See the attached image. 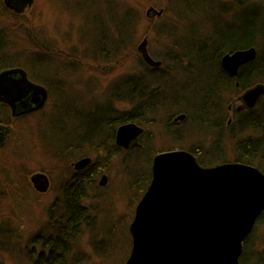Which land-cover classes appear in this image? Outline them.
<instances>
[{"label": "rangeland", "instance_id": "374dc122", "mask_svg": "<svg viewBox=\"0 0 264 264\" xmlns=\"http://www.w3.org/2000/svg\"><path fill=\"white\" fill-rule=\"evenodd\" d=\"M223 1L226 5L231 3V0ZM175 5V0H35L28 11V23L35 25L41 38L49 28L54 34L53 39L60 41L56 50L62 61L66 62L60 64L62 69L59 68V71L68 77L67 92L61 96L65 98L62 112H55L52 104L46 109V121L49 115L51 120L47 139L23 135L22 142L19 141L13 150L6 149L0 157V264H42L36 262L40 246L39 241H34V236L41 232L57 235L55 219L60 218L65 208L52 204V200L60 193L57 190L65 174L67 176L71 163V157L65 155L63 147L56 145L62 144L64 136L75 139L78 132L83 138H80L82 147H86L91 156H95V159L101 157L102 162L107 160V182L104 186L87 190L83 199V219L78 226L81 233L77 235L72 232L65 239L68 246L63 264L126 262L132 248L130 224L140 198L141 177L149 167L151 170L152 157L163 150L177 148L174 144L179 142L166 133L164 121L159 120L147 127L154 137H144L141 151L115 154L100 149L95 153L94 147L101 137L95 134V139L88 140L81 128L86 132L90 128L92 130L98 123L97 117L103 119L108 116V110L111 117L133 109L130 102L116 96L114 87L121 85L130 75L148 74L149 69L144 67L146 62L138 49L144 38H148L151 56L158 60L180 53L179 44H192L183 38L192 30H186L181 35L178 32V41L168 32V28L180 30L184 26V19L175 10ZM150 7L164 9L163 15L149 17L147 11ZM127 12L135 14V24H131V27L127 24L130 22ZM230 15H227L228 18ZM2 18L3 22H7L13 17L2 14ZM199 27L206 29L207 24ZM208 34L209 28L203 30V35ZM44 54L41 51L40 55ZM185 66L186 62L171 65L166 62L162 73L167 79L156 81L153 76H148L149 81L155 80L165 87L176 85L184 79ZM247 89L233 91L227 96L229 102L222 115L225 119L222 145L228 161L235 160V143L238 139L259 134L251 129L239 133L238 137L232 131L228 133L229 127L240 118L239 115L248 111L245 107L239 109L243 104L240 97ZM108 126H111L110 122L102 126L101 132L109 130ZM186 127L189 129L191 126ZM192 133L181 140L182 146L205 150L203 152L213 149L216 131L205 133L195 129ZM39 170L49 172L54 183V188L45 195L36 194L27 178V175L30 177ZM101 180L100 175L98 181ZM60 219L65 222L64 218ZM254 231L258 236H263L264 222L258 223ZM114 245L116 248L111 250Z\"/></svg>", "mask_w": 264, "mask_h": 264}, {"label": "trees", "instance_id": "16d2710c", "mask_svg": "<svg viewBox=\"0 0 264 264\" xmlns=\"http://www.w3.org/2000/svg\"><path fill=\"white\" fill-rule=\"evenodd\" d=\"M175 3V10L179 11L180 17L184 19V26L180 30L168 28V32L174 40L178 41V32L181 35L186 30H192L189 35L183 37L190 40L192 44H179L180 53L159 58L162 61L159 68L151 69L142 61L144 67L149 69L147 75L143 73L130 75L125 78V82L123 80L121 85L114 87L116 96L124 102H130L133 109L111 117L108 110V116H104L103 119L101 116L97 117L98 123L92 130L90 128V131L86 132L85 129L81 128L88 140L95 139L96 135L101 137L98 145L96 144L94 147L95 153L100 149L106 152L113 151L115 154L123 151L117 147L114 141L117 126L120 124L134 121L150 127L155 125L157 121L163 120L166 133L170 134L176 142H179L174 146L187 148L196 155L199 163L203 166L230 162L222 145L225 125V119L222 115L229 102L228 94L233 91L245 90L257 83H264V0H231L229 5H226L223 0H175ZM229 13L231 15L228 18ZM126 14L130 18V22L127 23L128 27H131V24H135V14L133 12ZM201 24H207L208 35H203V30L205 31L207 28L201 29L199 27ZM188 45L192 46L187 49L186 46ZM249 47H256L257 58L241 68L238 78L231 77L221 66L222 56L225 53ZM166 62L170 65L186 62L185 67L187 68L184 69V79H181L176 85L165 87L163 83L157 84L156 82L167 79L162 73ZM148 76H153L156 81H149ZM180 114H185L186 118L182 122L174 123V119ZM239 116L240 118L229 127L228 133L232 131V134L238 137L239 133L251 129L259 134L240 138L236 141L234 161L254 165L264 172V99L256 108ZM106 122H110L111 126H108L109 130L106 132L104 130L102 133L101 128ZM186 125L191 126L189 129L193 131L195 129L205 133H211L212 130L216 131L213 149L203 152L205 150H195L182 146L181 140L188 134L189 137L193 134V131L191 132ZM62 130H64L63 126ZM77 134L80 137V133ZM78 136L75 139L64 136L62 144L56 146H62L63 150L67 152L66 155L71 157V152L76 150L77 139L80 143V149L75 158L90 155L91 153L86 150V147H82ZM107 144L109 145L108 148ZM135 151H141V148L135 149ZM153 159L154 157L151 158V165ZM95 161L96 163L92 167L98 180L97 177L106 170L107 160L102 162L101 157H99ZM95 166L97 167L94 168ZM139 168L142 169V167ZM146 172L141 177L139 201L151 183L152 166L151 170L149 167ZM96 183L97 181L91 184ZM260 222H264V213L258 219L257 224ZM61 232L64 235L65 230L58 231V234L61 235ZM254 232L244 243L241 264H264V235L258 236ZM51 245L53 249L67 248L68 246L63 239H60V244L56 245L53 242ZM115 248L116 245L110 249ZM58 260L62 264L64 262L63 256L56 257L51 263L59 264Z\"/></svg>", "mask_w": 264, "mask_h": 264}, {"label": "water", "instance_id": "95a60500", "mask_svg": "<svg viewBox=\"0 0 264 264\" xmlns=\"http://www.w3.org/2000/svg\"><path fill=\"white\" fill-rule=\"evenodd\" d=\"M163 13L164 9L155 7L147 11L149 17ZM138 49L147 64L162 65L151 56L147 37ZM257 55L256 47L228 52L222 56L221 66L238 78L241 68ZM15 71L0 74V86L5 84L9 93L4 100L13 106L9 99L14 98L13 84L6 83ZM27 83V88L40 91L35 109L42 108L47 99L45 88ZM240 98L239 109L253 110L264 98V83L251 86ZM185 117L180 114L176 120ZM143 132L135 122L124 123L117 129L116 144L124 149L140 146ZM90 163L91 158H84L75 167L83 169ZM33 181L41 190L49 186L44 174H35ZM106 182L107 176H103L100 184ZM263 213L264 172L258 167L238 161L203 166L185 149L159 152L153 159L151 183L130 224L132 248L125 264H241L244 243Z\"/></svg>", "mask_w": 264, "mask_h": 264}, {"label": "flooded vegetation", "instance_id": "af4514ba", "mask_svg": "<svg viewBox=\"0 0 264 264\" xmlns=\"http://www.w3.org/2000/svg\"><path fill=\"white\" fill-rule=\"evenodd\" d=\"M34 3L35 0H0V74L17 70L9 75L11 80L6 83L8 85L10 83L13 84L14 92H12L14 98L9 99L14 101V106L10 102L4 100L6 95L9 94L7 93V88L3 87L5 84H1L0 86V157H2V152L6 149L13 150L19 141L22 142L23 140H21V138L23 135L24 137L36 135L43 140L47 139L51 125L50 115L48 121H46L47 107L52 104V107H55V112L59 110L62 112V106L65 105V98L63 99L61 96L67 92L68 77L63 74L61 70L59 71V68L62 69L60 64L66 63L62 61V57L58 56L56 50V47L60 46V41L53 39L54 34L49 28L44 31V38H41L40 34L35 29V25L28 23L30 20L28 18V11L32 9ZM2 14H7L13 18L9 19L7 22H3ZM55 36L59 37L58 35ZM59 40L62 39L60 38ZM36 47L37 49H35ZM41 47H44V49L41 50ZM41 51L45 52L44 56L40 55ZM149 67L151 69L159 68ZM69 77H71V75ZM27 81L45 88L47 99L42 108L35 109L38 105L36 101H40L41 94L39 90L27 88V84H29ZM182 121L183 120L177 121L176 118L174 119V123ZM140 126L144 129L143 134L138 140L141 144L140 146L124 149L115 143L117 147L124 152L143 148L144 137L146 138L147 136L152 139L154 135L146 126ZM39 130H42V132L36 133V131ZM77 138L80 139L79 136ZM115 139L116 136L114 141ZM76 143V150L75 152H71V158L77 157L79 152L80 143L77 139ZM175 149L183 148L177 147ZM63 151L66 155V150ZM71 158L69 159L71 161L69 164L70 168H68L66 172L67 176L70 177H67L65 174L63 178L64 181L60 185V189L57 190H60V195H56L52 200V204L65 208L63 214L60 215V218H64L65 222H61L63 220L60 218L55 219L54 225L57 227L56 236L46 235L43 232L37 233L34 236V241H39L37 243L40 246V251L37 252V263L52 264V260H55L56 257L66 256V248L59 247L53 249L51 243L55 242L56 245H58L60 244V239L67 242L65 239H67V236L72 232H76L77 235L81 233L78 226L83 219V210L85 208L83 199L85 194L87 190H90L92 187L102 186L100 181L96 179L92 167L96 163L95 156L82 155L79 158ZM84 158H91V163L83 169H77L75 164ZM96 167L97 166L94 168ZM35 174H44L48 177L49 186L46 190H41L37 187L35 181H33V176H35ZM101 176L102 178L103 176H107L106 170L102 172ZM27 178L36 194L45 195L54 188L50 173L45 170L33 172L30 177L27 175ZM95 181H97V183L92 185L91 183ZM62 229L65 230V233L63 235L61 232V235H59L58 231ZM36 249L37 246L33 249L34 252ZM33 250H31V252H33ZM59 261L60 260L57 262L60 264Z\"/></svg>", "mask_w": 264, "mask_h": 264}]
</instances>
